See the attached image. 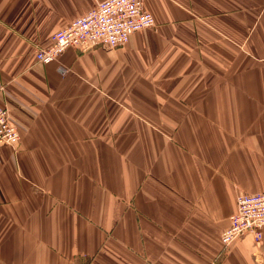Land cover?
Listing matches in <instances>:
<instances>
[{"label":"crops","instance_id":"obj_1","mask_svg":"<svg viewBox=\"0 0 264 264\" xmlns=\"http://www.w3.org/2000/svg\"><path fill=\"white\" fill-rule=\"evenodd\" d=\"M103 1L0 0V264H264L222 242L264 193V0H144L125 47L37 60Z\"/></svg>","mask_w":264,"mask_h":264},{"label":"built area","instance_id":"obj_2","mask_svg":"<svg viewBox=\"0 0 264 264\" xmlns=\"http://www.w3.org/2000/svg\"><path fill=\"white\" fill-rule=\"evenodd\" d=\"M143 4L144 0L101 2L94 10L57 32L52 45L37 52V60L50 65L72 47L84 51L97 45L111 49L125 47L136 33L156 26L154 17L144 11ZM20 143L19 131L12 123L9 111L0 106V145L16 148ZM263 231L264 193L239 195L238 212L230 218V227L222 235L224 247H229L245 233L253 234L260 242Z\"/></svg>","mask_w":264,"mask_h":264},{"label":"bare ground","instance_id":"obj_3","mask_svg":"<svg viewBox=\"0 0 264 264\" xmlns=\"http://www.w3.org/2000/svg\"><path fill=\"white\" fill-rule=\"evenodd\" d=\"M87 14V13H86Z\"/></svg>","mask_w":264,"mask_h":264}]
</instances>
